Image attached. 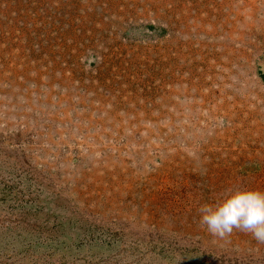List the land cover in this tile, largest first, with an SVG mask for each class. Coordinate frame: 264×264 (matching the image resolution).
<instances>
[{"label":"rangeland","instance_id":"374dc122","mask_svg":"<svg viewBox=\"0 0 264 264\" xmlns=\"http://www.w3.org/2000/svg\"><path fill=\"white\" fill-rule=\"evenodd\" d=\"M264 190V0H0V264H264L199 207Z\"/></svg>","mask_w":264,"mask_h":264},{"label":"clouds","instance_id":"9594fccd","mask_svg":"<svg viewBox=\"0 0 264 264\" xmlns=\"http://www.w3.org/2000/svg\"><path fill=\"white\" fill-rule=\"evenodd\" d=\"M199 224L213 237L226 239L234 230L264 244V190L228 188L214 203L202 204Z\"/></svg>","mask_w":264,"mask_h":264}]
</instances>
